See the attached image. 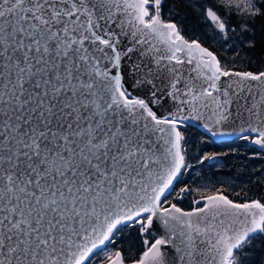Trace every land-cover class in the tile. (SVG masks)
I'll return each instance as SVG.
<instances>
[{
	"label": "snow or ice",
	"instance_id": "obj_1",
	"mask_svg": "<svg viewBox=\"0 0 264 264\" xmlns=\"http://www.w3.org/2000/svg\"><path fill=\"white\" fill-rule=\"evenodd\" d=\"M161 5L0 0V264H88L118 226L147 233L154 220L165 234L145 240L134 264H264V202L220 188L190 211L162 199L185 164L179 126L189 117L207 114L210 131L239 120L264 146V71L223 66L162 19ZM196 8L229 51L264 37V0ZM167 98L175 111L161 118L151 105ZM102 264H123L121 253Z\"/></svg>",
	"mask_w": 264,
	"mask_h": 264
},
{
	"label": "rangeland",
	"instance_id": "obj_2",
	"mask_svg": "<svg viewBox=\"0 0 264 264\" xmlns=\"http://www.w3.org/2000/svg\"><path fill=\"white\" fill-rule=\"evenodd\" d=\"M151 11V9H150ZM164 20H169L166 17H163ZM214 27V26H213ZM218 31V30H216ZM214 36V31L211 32V38ZM189 38V37H187ZM215 42L219 45H221V41L225 39L223 34H220L218 36H215L213 38ZM221 51L223 52L224 58L222 59L221 63L223 66L235 70H243V71H251L249 69H244L243 66V54L239 51H233L228 52L224 47H221ZM254 72V71H252ZM255 73V72H254ZM187 128V126L183 127ZM182 129V128H181ZM197 130V129H196ZM196 131L192 129H188L186 132L187 135V142L182 145L184 152L190 153V159L187 163V173H185L182 180H180L177 185L174 187V193L171 192L170 195H166L163 199L167 201H171V203H175L182 209H191L193 207L201 206L202 202L197 205L195 201H199L200 196L203 194H211L212 192L216 191V189L220 188L223 189V192L228 194L235 202H249L251 200H260L261 202H264L260 199L258 196H250L247 195L245 197H237L234 198V192H237L240 187H243L247 185L246 177L245 175H242V177H238L237 172H245L249 171L253 168H255L257 165L255 163H252L250 160L256 158V156H260L259 150H256L255 152L249 153L245 146L249 145L250 136H244L248 137V139H234V143H240L241 145H233L232 152L237 155L236 158V173H218L215 174L210 169V166L212 165L214 168L215 166H226L227 168H232V165L235 162V157L230 158L229 162L221 159L220 157L217 158V155H215L211 159H205L201 160L202 157H204L206 154L209 153H215L219 154L218 151H215L214 148L207 146V139L209 140V144L212 145L213 141L205 135L203 132L200 133V135L195 134ZM203 134L206 136L204 137ZM211 140V141H210ZM233 143V144H234ZM228 147V144L225 145L223 148H221L220 152ZM192 166V168H191ZM189 167V168H188ZM202 167H208V172L204 175L201 174L200 169ZM197 168V169H196ZM187 187V191L184 193H181L180 195H177L179 193L180 188ZM167 204H164L163 206H166ZM120 228L114 233H119ZM141 246L144 248V250L148 247L144 244L145 240H148L149 242H153L157 235L154 234L152 231H148L147 233H141ZM114 238V237H113ZM112 238V239H113ZM111 241L106 244L102 250L98 253L97 259L93 262H89L88 264H101L102 262L106 261V256L108 253H115L117 250H121L122 252L130 245L129 243L125 246L118 247L117 244L112 243ZM143 250V251H144ZM140 256V255H139ZM124 259V258H123ZM137 259H133L131 261H134Z\"/></svg>",
	"mask_w": 264,
	"mask_h": 264
},
{
	"label": "trees",
	"instance_id": "obj_3",
	"mask_svg": "<svg viewBox=\"0 0 264 264\" xmlns=\"http://www.w3.org/2000/svg\"><path fill=\"white\" fill-rule=\"evenodd\" d=\"M204 2V0H164V3L161 6V12L162 16L168 18L169 20H173L178 23V27L181 28V33L189 38H201V42L208 46L217 56L218 58L222 59L224 58L223 52L221 51V45L217 44L213 38H211V32L214 31L213 25L209 22L201 18L198 14L196 5L199 3ZM234 13V14H233ZM225 16L233 21V23L237 22L240 18L239 13L236 11L235 8H233L232 13H229L227 10H225ZM260 20L256 21L257 25V31H260ZM216 31V30H215ZM233 33L229 32L228 34V40L229 44L231 43V40L233 39ZM225 49L228 52H233V51H239L240 53L243 54V66L244 69H249L254 72H258L261 70H264V37H261L260 35L257 36V45L256 48L249 51L245 47L243 50L241 49L240 46H237L235 49L232 51L228 50L229 45H224ZM223 46V47H224ZM188 129H192L196 131V135H200L201 131L195 128L194 126L187 125V128H182L181 132L184 136V140L181 142L182 145L187 142V135L186 132ZM197 129V130H196ZM204 137H206L203 134ZM211 141V140H210ZM207 146L214 148V150L220 151L221 148H223L225 145L229 144L228 147L224 150L221 151L222 153V158L226 162L230 160V158L236 157V155L232 152V147L233 145H241L239 142L234 143L233 140L225 141L224 144H219L216 142H212L213 144H209V140L207 139ZM234 143V144H233ZM183 148V147H182ZM216 148V149H215ZM185 155V164L181 170V173L179 174V177L176 181V184L182 180L184 177L185 173H187V163L189 162L190 159V153L184 152ZM215 166V168L211 165L210 169L212 170L213 173L218 174V173H230L231 170L230 168H227L226 166ZM189 168V167H188ZM192 168V166H191ZM197 169V168H196ZM208 167H202L200 169L201 174L199 175H204L205 173L208 172ZM175 187V186H174ZM174 189V188H173ZM174 193V190H172ZM118 228H120L119 233L115 234L112 236L113 239H111L112 243H116L118 247H123L127 245L128 243L130 244L122 253H123V258L125 261H131L133 259H138L139 255L142 253L144 248L141 246V232L139 230V225L135 223L131 224H126V225H121ZM111 243V244H112ZM264 246V245H262ZM246 251L250 253H254L257 251L254 248H248ZM97 259V256H93L89 262H93ZM102 264V263H101Z\"/></svg>",
	"mask_w": 264,
	"mask_h": 264
},
{
	"label": "water",
	"instance_id": "obj_4",
	"mask_svg": "<svg viewBox=\"0 0 264 264\" xmlns=\"http://www.w3.org/2000/svg\"><path fill=\"white\" fill-rule=\"evenodd\" d=\"M162 15V14H161ZM162 19H163V16H162ZM166 21V20H165ZM168 21V20H167ZM175 22V21H173ZM211 24L212 22L209 21ZM213 25V24H212ZM214 26V25H213ZM182 34V33H181ZM183 35V34H182ZM185 38H187L185 36ZM202 43V42H201ZM203 44V43H202ZM203 46L205 47H208L206 45L203 44ZM209 48V47H208ZM209 50H211L209 48ZM212 51V50H211ZM235 70V69H233ZM235 71H243V70H235ZM261 71H264V70H261ZM185 75H187V65H185ZM168 87V80L165 79L164 83L163 84H158V90L159 92H163L166 88ZM149 88H151V86H149ZM152 90H156V89H152ZM136 92H133V95H135ZM140 98H146V99H151V95H150V92L147 94V96L145 95H141ZM164 106L161 107L160 105H151L154 109V111L157 112V115L160 116L161 118H163L164 116H167L168 115V111L169 110H172V111H175V107L173 105V102L171 101L170 98H167V102L165 103L164 101L161 102ZM185 116H187V112H185L184 114ZM205 123H210L208 120H207V114L205 116V119H202V120H197L195 118H192V117H189L188 119L184 120L182 122V124L179 126V128H182L186 125H191V126H194L195 128H197L198 130H200L201 132H203L205 135H207L213 142H222V141H226V140H232V139H235L237 137H240V136H243V135H251L252 136V139H251V143L256 147V148H259V149H264V146L262 145H258V144H255L253 141H254V138L255 136L257 135L256 133H252L248 127H247V124L245 123H241V121L237 120L235 122H228L224 125H221L220 126V130H217V128L215 126L212 127L211 131L204 127ZM243 128V131H241V129ZM213 132H216L217 134L216 135H213ZM179 176V174H178ZM178 178V177H177ZM177 178L174 180L173 182V186L177 180ZM173 186L171 187V189L173 188ZM226 195V194H225ZM200 200V199H199ZM235 202V201H234ZM237 203H240V202H237ZM168 206V205H166ZM165 206V207H166ZM203 206V205H201ZM177 207H179L177 205ZM181 208V207H180ZM194 208V207H193ZM192 209V208H191ZM191 209H183L184 211H190ZM132 221H127L125 222L123 225L125 224H128ZM150 231H152L154 234L157 235V238H159L161 235H164L165 234V229L162 225V223L159 221V220H154V227H151L149 229ZM154 242V241H153ZM107 243V242H106ZM103 246H101L102 248ZM147 248L144 250L146 251ZM121 253V260L123 262V264H134L135 261H125L123 259V254H122V251L121 250H117ZM143 251V252H144ZM143 252L142 254L140 255V257L143 255ZM139 260V259H138Z\"/></svg>",
	"mask_w": 264,
	"mask_h": 264
},
{
	"label": "flooded vegetation",
	"instance_id": "obj_5",
	"mask_svg": "<svg viewBox=\"0 0 264 264\" xmlns=\"http://www.w3.org/2000/svg\"><path fill=\"white\" fill-rule=\"evenodd\" d=\"M164 3V0H162V4ZM162 6V5H161ZM162 14V13H161ZM244 136H250V141H249V145L245 146V149L251 153V152H255L256 150H259L260 152V156H256V158L250 160L252 163H255L257 166L249 171H245V172H237L238 173V177H242V175H245L246 177V181H247V185L240 187L238 189L237 192H234V198L237 197H245L247 195H250L252 197H260V199L262 201H264V149H259L256 148L252 143H251V139L252 136L251 135H243L240 137H237L239 140L243 139ZM235 138V139H237ZM234 140V139H232ZM229 141V140H226ZM225 141L222 142H216L219 144H224ZM229 145V144H228ZM216 149V148H215ZM215 151H218L217 149ZM251 151V152H250ZM219 154L217 155V158H222V153L220 151H218ZM238 156L236 155L235 157V162L232 165V168H230L231 172L230 173H236V158ZM222 167V166H221ZM220 167V168H221ZM222 174V173H221ZM226 194V193H224ZM230 199H232L228 194H226ZM233 200V199H232ZM234 201V200H233Z\"/></svg>",
	"mask_w": 264,
	"mask_h": 264
}]
</instances>
